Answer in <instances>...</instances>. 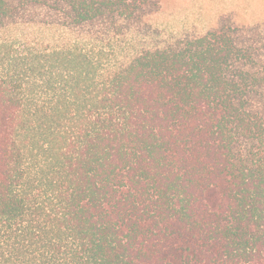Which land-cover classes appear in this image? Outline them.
Returning a JSON list of instances; mask_svg holds the SVG:
<instances>
[{
    "label": "trees",
    "instance_id": "1",
    "mask_svg": "<svg viewBox=\"0 0 264 264\" xmlns=\"http://www.w3.org/2000/svg\"><path fill=\"white\" fill-rule=\"evenodd\" d=\"M15 1L65 40L0 26V264H264V27L114 64L155 0Z\"/></svg>",
    "mask_w": 264,
    "mask_h": 264
},
{
    "label": "rangeland",
    "instance_id": "2",
    "mask_svg": "<svg viewBox=\"0 0 264 264\" xmlns=\"http://www.w3.org/2000/svg\"><path fill=\"white\" fill-rule=\"evenodd\" d=\"M154 6L140 12L134 19L117 25L114 38L107 39L112 45V63L128 64L133 58L148 50L177 48L189 38L202 36L221 25L238 29L261 25L264 27V0H155ZM157 2V3H156ZM10 11L24 20L35 19V5L28 6L19 0ZM57 11H60L58 9ZM11 19L0 20L5 37L35 45V37L59 45L65 40L61 28H53L41 35L35 24L14 26ZM79 30V29H78ZM77 30V32H79ZM78 34H72L76 37ZM236 40L245 41L251 34L236 33ZM243 146V150H244ZM241 150V149H240Z\"/></svg>",
    "mask_w": 264,
    "mask_h": 264
}]
</instances>
